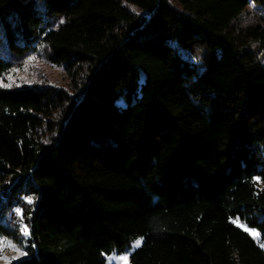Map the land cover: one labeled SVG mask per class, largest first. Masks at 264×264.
Returning <instances> with one entry per match:
<instances>
[{"label":"trees","instance_id":"obj_1","mask_svg":"<svg viewBox=\"0 0 264 264\" xmlns=\"http://www.w3.org/2000/svg\"><path fill=\"white\" fill-rule=\"evenodd\" d=\"M263 58L264 0H0V81L71 82L0 86L16 264H264Z\"/></svg>","mask_w":264,"mask_h":264},{"label":"rangeland","instance_id":"obj_2","mask_svg":"<svg viewBox=\"0 0 264 264\" xmlns=\"http://www.w3.org/2000/svg\"><path fill=\"white\" fill-rule=\"evenodd\" d=\"M126 6L130 8H134L132 7L131 4H126ZM263 62H264V58H263ZM31 64H29L28 66L25 65V67L18 69L12 74H10L9 77L6 78L5 80L0 81V86H4V87L17 86L33 77L36 80H41V81L46 80L47 83H51L58 87L70 88V84H71L70 79L62 69L60 70L56 67H51V65L48 64L46 60H40L34 62L35 67H32ZM33 70L37 73H34ZM32 200L34 199L32 198ZM28 232L29 235L27 236H25L24 233L22 232L23 237L25 238L26 241H28V238H30V231L28 230ZM250 232L253 233L252 231ZM256 238L258 239V235L256 236ZM0 241L5 242V246L0 247V264H16L17 262L28 258V254L26 250L18 246L13 240L9 239L8 237L0 235ZM26 241H25V246L27 245ZM7 244H11L14 247L6 246ZM142 244H143V238L139 237L132 240L124 252L118 253L114 251L110 254H104L103 257L105 259V264H131L130 262L131 256L134 254L136 250H138L142 246ZM15 249H19V251ZM121 257H126V259L122 260L120 259Z\"/></svg>","mask_w":264,"mask_h":264},{"label":"snow or ice","instance_id":"obj_3","mask_svg":"<svg viewBox=\"0 0 264 264\" xmlns=\"http://www.w3.org/2000/svg\"><path fill=\"white\" fill-rule=\"evenodd\" d=\"M26 200H27L28 203H32V198L31 197H27ZM16 213H17V215L21 216V219H23V213H22L21 209H16ZM21 231L24 233L25 236L29 235V232H28V229H27L26 225L21 228ZM3 246H5V242L4 241H0V247H3ZM6 246L14 247L11 244H7ZM15 250L19 251V249H15ZM120 259L123 260V259H126V257H121Z\"/></svg>","mask_w":264,"mask_h":264}]
</instances>
